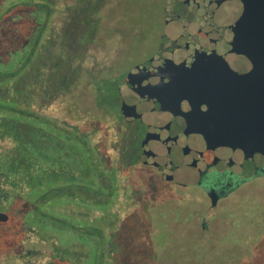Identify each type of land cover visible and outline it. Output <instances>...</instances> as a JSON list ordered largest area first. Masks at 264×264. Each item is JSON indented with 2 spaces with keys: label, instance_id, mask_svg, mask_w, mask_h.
<instances>
[{
  "label": "rangeland",
  "instance_id": "rangeland-1",
  "mask_svg": "<svg viewBox=\"0 0 264 264\" xmlns=\"http://www.w3.org/2000/svg\"><path fill=\"white\" fill-rule=\"evenodd\" d=\"M50 1L54 3V69L61 62L63 70L73 75V80L66 84L70 87H63L60 94L54 86V135L63 138L68 146L78 148L79 156L88 158L91 163L86 167L85 173L81 171L73 181L68 179V182L57 176L50 184L51 187L55 185L67 193L73 192L71 197L66 194L64 199H60L58 194V203L53 202L52 206L44 211L48 214H62L64 218L56 219H60L63 226L46 222L42 217L39 218L41 220L35 217L36 222L33 221V210L41 209L45 200L33 198L29 194L31 190L24 195L14 191V195L18 194L17 204L13 199L0 203V214L10 210L11 215L8 223L0 225V251L4 250V246L9 251L0 252V264H54V259L63 256L67 251L74 253V264H89V252L101 245L103 260L100 264H131V260L137 264H155L151 254L157 259V256L164 252H180L182 249H177L179 245L191 244L196 248L210 243L218 245L217 237L224 233V227L232 222L239 223L240 216L254 206L264 214L263 177L234 188L216 207H212L203 190L193 187L178 189L162 181L153 168L140 165L137 157L140 153L138 145L141 134L134 133L130 125L120 121L118 101H111L110 109L91 93V79L95 81L100 76L101 65L107 64V69L113 71L112 67L118 65L117 56L122 51L123 44L119 35H114L107 45H103L99 41H87L85 33L96 22L106 23L112 31H121L123 26L116 11L110 20L107 17L103 20L101 17L103 7L106 10L115 8L119 0H90L93 11L79 10V15L74 10L75 5L70 10L67 9V6L75 4L74 0ZM15 2L23 0H0V74L3 75L4 71L16 69L17 59L25 58L27 52L32 49L31 36L34 23L37 22L32 11L24 8L6 17L9 5ZM78 16L82 22L76 19ZM76 22L79 24L77 27ZM74 26L76 38L73 37ZM97 26L98 24L95 29ZM31 51L33 56L34 50ZM37 58L38 55H35L32 61ZM79 78L86 79L84 85L76 82ZM7 84L3 83L0 88V101L4 100V97L8 98L5 99L7 102L19 101L21 94L14 88H4ZM75 94L80 96L75 100L78 103L77 109H72L69 106ZM41 95V88L38 86L22 95L31 106L27 107L28 111H44ZM92 107L95 110L92 112L103 111L107 116L106 121L98 124L97 130L87 125L88 122L95 123L91 121L92 115L88 111ZM46 112L48 116L51 115L49 111L42 113ZM12 121L10 117L0 118V156L4 155L2 148H13L11 137L14 132H11V136L9 130L12 128L6 126V123ZM18 122L20 124L16 126L20 134H26L30 129L32 131V126H37L26 118ZM4 135L10 137L5 141L1 140ZM109 180H113V190L108 193L106 189L110 185ZM78 185L85 186L88 191L77 189ZM51 192L52 190H48L40 195H47V199H51ZM86 197L88 198L85 199ZM164 202L174 203L172 205L182 204L183 209H192L191 221L185 224H171L167 218L156 212L149 213V207ZM160 208L166 209L167 206L163 204ZM202 222L207 225L204 230L201 228ZM89 226L99 229L96 230L99 233L98 238L82 233L83 228ZM31 227L36 233L30 234ZM244 230L247 229H239L241 232ZM248 232L251 230L248 229ZM122 245L123 250L120 249ZM29 248L39 250L41 255L30 259L19 256ZM214 259L219 264L221 261L225 262L226 255L215 256Z\"/></svg>",
  "mask_w": 264,
  "mask_h": 264
},
{
  "label": "trees",
  "instance_id": "trees-1",
  "mask_svg": "<svg viewBox=\"0 0 264 264\" xmlns=\"http://www.w3.org/2000/svg\"><path fill=\"white\" fill-rule=\"evenodd\" d=\"M101 1L105 2L106 0ZM74 2L75 4L67 6V9L70 10L75 5L74 10L77 11V14L79 13V10L87 11L92 9L91 11H93V7H91L92 2L90 0H74ZM162 5L163 0H119L118 5L116 6L117 8L110 7V9L106 10L103 7L101 17L103 20H105L106 17L110 20L116 11L119 22L123 26L121 31L120 29L112 31V29L108 28L106 23L102 22H96L91 28L86 30L85 34L87 41L92 40L93 43L99 41V43L107 45L108 41H110L114 35H119L123 44V49L117 56L119 60L118 65L112 67L114 73L107 69L106 77L104 79L97 78L95 81L91 79L94 88L91 87V93L95 94L96 98L110 109H112V102L115 101L116 103L117 101L116 86L118 79L116 74L118 75L125 70V68L132 64L133 59L139 57L143 52L144 45L149 41L156 25L158 24ZM8 8L9 9L6 11V17L13 14L16 10L24 8L32 11L33 17L35 16L34 18L37 22L34 23V31L31 36L32 49L27 52L28 54L25 58L18 59L15 63L18 65L16 69L12 71H4L5 75L0 74V88L3 83L7 82L8 84L4 88H14L15 91L21 94L20 97L23 98L25 97L22 96L24 93L29 91V89H34L38 86L41 88V96L45 102H43L44 111H49L54 114V86L56 87L55 90L57 93L60 94L63 92V87H70L66 84L71 81L70 76L63 70L64 68H62L61 62L60 65H58V67L56 66L54 69V3L50 0H23V2L10 4ZM76 19L82 22V19H80L79 16ZM96 24H98V26L95 29ZM78 25L79 24L76 22V27ZM72 31H75V26ZM76 34L74 32V38H76ZM98 35L101 37H97ZM31 50H34L33 56ZM35 55H38V58L32 61V58ZM76 82L79 85L84 84L83 79L80 78L76 80ZM5 94L7 95L8 93L5 92ZM79 96V94L73 96V100L69 106L70 108L77 109L78 103H76L75 100ZM3 99L4 100L0 101V112L12 118V123H6V126L12 128L9 130L10 132H14V136L11 138L19 145L16 146L15 150L9 152L4 151V155L0 156V160L26 162L25 166L29 169V173L25 175V193L31 190V193L29 194L32 195L33 198L39 197L41 200H45V205L41 209L33 210V217H36L37 219L42 217L46 222L57 223L63 226L61 221H59L60 219H56L61 217L64 218L62 214H48V212L44 211L46 208L51 207L53 202L58 203V200H56L58 194L60 199H64V197H67L66 194L71 197L73 192L68 191L67 193V191L59 190L55 185H52L53 187H51L50 184L57 176L63 180L68 181V179H70L73 181L76 178L75 176L81 174V171L85 173L86 167H88L91 162L88 158L86 159L79 156L80 152L78 148L68 146L63 138H57L54 135V116L50 115L51 118L50 116L48 118L42 115L39 116L35 113L37 112L35 109H33L34 112L28 111L29 109H27V107H31L28 103L25 104L22 101L16 100L8 103L5 101V99H7L6 97ZM70 108L68 109L70 110ZM92 110H94L93 107L88 111L92 115L93 120L91 119V121H95V123L88 122L87 125L92 129L97 130V126H99L98 124L102 121H106L107 116L103 111L95 113V110L93 112ZM40 111L44 112L43 109ZM79 113L80 112L78 111V116ZM19 118L32 120L37 126L35 128L32 126V131L30 129L26 134H20V130L16 126V124H20L19 122L17 123L18 120H21ZM116 120L117 119L115 118V121ZM106 138H109V134L106 135ZM89 156L90 155H88V157ZM78 159L82 160L78 161ZM10 176H7V179H12ZM13 181L14 180L11 181L12 183H10V185L14 191H17L21 183H13ZM109 182L110 185L106 189V192L108 193L113 190V180H109ZM176 188L180 189L181 187L176 186ZM40 189L42 190L38 192ZM77 189L85 192L88 191L85 186L81 185H78ZM48 190H52L51 195L53 197L51 199H47V195L44 197L40 195L41 192L47 193ZM25 193L23 192L22 194L24 195ZM17 196L18 194L12 195L9 191H5L4 193L0 192V203H5L10 199H13L17 204L19 203V200L17 201ZM87 198L88 197L85 199ZM163 204H166V209L160 208ZM172 204L174 203H158L154 207L151 206L148 208L150 209L149 213L156 212L158 215L167 218L171 224H185L191 221L192 209H183L182 204ZM254 207L249 211L244 212L243 216H240L241 221L239 223L232 222V224H227L226 227H224V233L217 237V240L219 241L218 245L210 243L199 248H196L195 245L191 244L188 246L179 245L177 249L180 248L182 251L164 252L157 256V259L151 254V259L155 264H166V261H168L167 264H217L214 259L215 256L224 257L225 254V262L221 261L219 264H264V214L257 211ZM6 212L3 214L5 218L3 222L8 220ZM243 228L247 230H244L243 232L239 231V229ZM248 229H250L251 232H248ZM96 230L99 231V229H94L92 226H89L83 228L82 233L86 234V236L98 238L99 233ZM101 246L96 249H91L89 252L91 261L89 264L101 263L103 260V250L101 249ZM123 248L124 246L122 245L120 249L123 250ZM65 253L66 254L63 256L55 258L54 264H74L72 262V260H75L73 256L74 253L69 251ZM252 258L255 260H252ZM119 263L120 262H117L116 264ZM50 264H53V262ZM131 264L137 263H134L131 260Z\"/></svg>",
  "mask_w": 264,
  "mask_h": 264
},
{
  "label": "water",
  "instance_id": "water-1",
  "mask_svg": "<svg viewBox=\"0 0 264 264\" xmlns=\"http://www.w3.org/2000/svg\"><path fill=\"white\" fill-rule=\"evenodd\" d=\"M120 94L125 120L147 127L138 162L164 182L203 186L215 207L218 192L203 176L219 161L264 174V62L252 75L235 66L204 81L147 75L139 91L123 84Z\"/></svg>",
  "mask_w": 264,
  "mask_h": 264
},
{
  "label": "flooded vegetation",
  "instance_id": "flooded-vegetation-1",
  "mask_svg": "<svg viewBox=\"0 0 264 264\" xmlns=\"http://www.w3.org/2000/svg\"><path fill=\"white\" fill-rule=\"evenodd\" d=\"M258 62H264V0H163L158 24L149 41L144 45L143 52L139 57L133 59L132 64L125 70L118 75L116 74L118 79L116 100L119 103L120 121L130 125L134 133L141 134L138 145L140 152L141 141L147 127L139 119L127 122L121 113L122 96L120 88L123 84H126L129 91L137 92L140 89L141 80L147 75L158 76L161 79L179 77L204 81L226 68L235 66L240 67L247 75H252ZM106 71L107 64L101 65L98 78L104 79ZM66 73L73 80V75ZM112 73L114 72L112 71ZM85 81L86 79H83V83ZM23 99H21L22 102L28 103L25 97ZM13 101L9 100L8 103ZM42 101L44 102L43 98ZM35 113L39 116L49 117L47 112ZM50 114L54 115L53 113ZM5 117L8 116L0 112V118L4 119ZM10 135L2 136L1 140H7ZM12 141L14 143L13 148L16 149L19 144L13 139ZM13 148L6 147L1 150L4 154V151L15 150ZM25 164L24 161L0 160L1 193L9 191L14 195V189L10 185L12 180H14L13 183H21L17 191L26 192L24 182L29 169L26 168ZM153 169L159 175L157 170ZM100 174L103 176L101 171ZM7 176L12 177V179H7ZM259 177L264 178V174L257 170L251 171L243 168L240 162L223 159L209 169V172L203 176V181H211L217 190L219 195L217 206L219 201L234 188ZM189 187H196L205 192L203 186L190 185L181 188ZM207 198L210 201L208 196ZM6 211L8 220L0 221V225L8 223L10 220V210ZM34 218L32 217L33 221L36 222ZM206 227V223L202 222L201 228L204 230ZM34 232L36 233V230L31 227L30 234H34ZM6 250L7 248L4 246V250L0 252ZM40 255L39 250L29 248L20 253L19 256L30 259Z\"/></svg>",
  "mask_w": 264,
  "mask_h": 264
}]
</instances>
